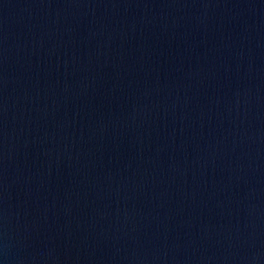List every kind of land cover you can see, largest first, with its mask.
Returning <instances> with one entry per match:
<instances>
[{"label":"water","instance_id":"water-1","mask_svg":"<svg viewBox=\"0 0 264 264\" xmlns=\"http://www.w3.org/2000/svg\"><path fill=\"white\" fill-rule=\"evenodd\" d=\"M0 264H264V0H0Z\"/></svg>","mask_w":264,"mask_h":264}]
</instances>
